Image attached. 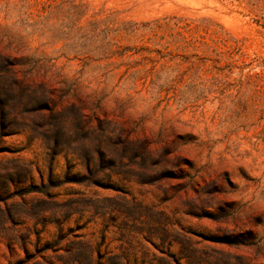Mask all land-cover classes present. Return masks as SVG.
<instances>
[{
	"label": "rangeland",
	"instance_id": "obj_1",
	"mask_svg": "<svg viewBox=\"0 0 264 264\" xmlns=\"http://www.w3.org/2000/svg\"><path fill=\"white\" fill-rule=\"evenodd\" d=\"M0 264H264V0H0Z\"/></svg>",
	"mask_w": 264,
	"mask_h": 264
}]
</instances>
